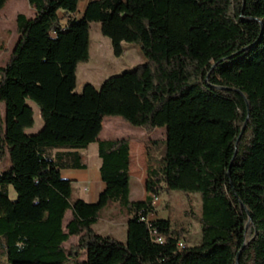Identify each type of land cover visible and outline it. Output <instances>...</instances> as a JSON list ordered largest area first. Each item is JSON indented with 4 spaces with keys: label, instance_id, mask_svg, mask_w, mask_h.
<instances>
[{
    "label": "trees",
    "instance_id": "1",
    "mask_svg": "<svg viewBox=\"0 0 264 264\" xmlns=\"http://www.w3.org/2000/svg\"><path fill=\"white\" fill-rule=\"evenodd\" d=\"M27 2L35 15L16 16L19 40L0 66V159L9 161L0 170V264H264V0H97L79 21L77 0ZM90 21L114 56L134 42L145 60L76 92ZM63 38L66 57L51 55ZM28 101L43 122L35 134L24 131ZM106 116L165 127L160 157L149 151L159 142L145 147L142 200L129 196V140L97 139ZM95 141L104 189L96 202L71 203L60 169H85L78 150ZM164 190L199 195L197 245L155 217ZM110 202L128 215L125 242L92 228ZM150 213L149 224L140 220Z\"/></svg>",
    "mask_w": 264,
    "mask_h": 264
},
{
    "label": "rangeland",
    "instance_id": "2",
    "mask_svg": "<svg viewBox=\"0 0 264 264\" xmlns=\"http://www.w3.org/2000/svg\"><path fill=\"white\" fill-rule=\"evenodd\" d=\"M26 1V0H23ZM18 8V7H17ZM76 21V20H73ZM73 21L68 23L70 26ZM89 24V23H88ZM73 25V24H72ZM90 30L87 33V42L88 38L92 41L96 33L101 37L99 31V23L92 21L90 23ZM64 27V26H63ZM98 31V32H97ZM64 34V33H63ZM61 35V34H60ZM82 37L83 34H82ZM76 38H81L76 36ZM48 40L52 43L58 42L54 38V34L50 33L48 35ZM108 43L109 40L107 39ZM104 54V53H103ZM89 55V54H88ZM87 55V56H88ZM145 58L141 54L137 43L134 42H124L123 43V53L121 56L116 57L111 55H101L98 59L94 60L92 57L88 60V57L81 59L77 63L76 67V92L81 91V87L85 82H90L93 84H100L101 81L105 80L109 76L120 74L124 71L133 69L137 64L144 62ZM110 62V64H108ZM108 66H104V64ZM33 109V124L31 127L26 128L24 131L26 134H35L38 132L42 125V119L40 116L39 108L31 101L27 102ZM3 112V105H1V113ZM103 124H108V131L112 137H125L128 140L130 138H138L144 144V149L148 145L149 141H157L159 144L156 146L152 144L149 147L151 155L156 159L159 158L162 152V145L160 142L163 140L161 129L155 128L153 130H146L141 127H135L124 121L122 118L117 116H106L104 117ZM105 127V126H104ZM107 128V126H106ZM103 135L99 136V139H102ZM130 142V141H129ZM68 149H51L47 151V154L51 157H55L57 152H66ZM78 152L81 155L82 161L86 164L85 170H73V169H60L62 178L68 179L72 183V193L69 198L70 202H74L77 199H82L86 202L93 203L97 201V189L98 184L93 180L94 174L91 172L90 178L88 181H81L82 177L80 175L89 174L95 168L96 164H99V157L97 154V141L92 142L86 149H79ZM68 161V159H66ZM9 165V161L6 157L0 159V170L5 169ZM99 184L102 183L100 177L97 176V181ZM94 191L90 192V187ZM11 189V198L15 197L14 191ZM160 203L156 206V216L159 219H169L172 225L176 228H184L186 231L184 234V243L188 246L197 245L200 242V224H199V211H200V198L198 194H188L179 190H164L158 196ZM132 198H138L136 195H132ZM128 215L113 202L108 203L100 211L96 222L92 225L93 230L101 235L112 236L120 242H125L126 240V231L123 230L124 223L127 220ZM70 218L69 211L65 215L66 222ZM76 237L73 236L70 238L69 242L65 244V249H68L70 243L76 242ZM5 257L1 258L2 262ZM84 254L78 260H83ZM65 264H74V261L68 260Z\"/></svg>",
    "mask_w": 264,
    "mask_h": 264
},
{
    "label": "crops",
    "instance_id": "3",
    "mask_svg": "<svg viewBox=\"0 0 264 264\" xmlns=\"http://www.w3.org/2000/svg\"><path fill=\"white\" fill-rule=\"evenodd\" d=\"M94 1H97V0H77L76 11L71 14V19L76 20V21L81 20L84 17L85 10L88 7V5ZM20 13L24 14L27 18H33L35 15V10L32 6H30L28 4L27 0L26 1H23V0H7L6 3L4 4V6L0 9V66H5V64L9 60L10 54L12 53L16 44L18 43L19 34L16 31V16ZM57 14H58V17H63L64 11L58 10ZM61 21H62L61 24H63V25L67 24V22H68L65 19H62ZM91 22L92 21L88 22L89 23L88 24V30H90V27H91L90 23ZM94 22H96V21H94ZM99 31H100V29H99ZM107 39L101 37L100 35H98V33H96V35L94 36V39L92 41L88 38V42H87V55L89 54L87 56L88 60L91 59L92 57L94 58V60H96L101 55H104V54L109 56V57L111 55H113L110 40L108 39L109 40V43H108ZM65 44H66L65 39L63 38L62 41L56 45L55 49H51L49 51L50 54L55 56V57H58V58L66 57L67 46ZM108 64H110V62H108ZM104 66H108V65L105 63ZM101 82H100V84H101ZM85 83H90V82H85ZM90 84L94 85L95 87H98L100 85V84L96 85L93 83H90ZM104 120L105 119H103V121ZM103 121H102L101 131L97 137L98 140L122 138V137L110 136V133L108 131L109 125L108 124L104 125ZM106 126H107V128H106ZM161 133H162L161 139H164L165 138V130L161 129ZM100 135H103L102 139H99ZM142 140H139L138 138H136V139L130 138L129 139V141H130V146H129V152H130L129 196H130V200H133V201L134 200H142L145 196L144 179H145V170H146L147 161H146L144 144L141 142ZM100 163H101V161L99 158V164H96L95 168L92 171H90L89 174L80 175L82 177L81 181L84 180V181L89 182V180H91V178H90L91 172H93V174L95 173L94 174L95 178L93 180L95 181L96 184H98V187H99L96 190L97 191L96 192L97 198H98V195L104 189V184L103 183L99 184V180L97 181V176L100 177V175H99ZM82 170L88 171L87 168L82 169ZM93 191H94V189L92 186V188L90 187V192L92 193ZM132 195H136L138 198L133 199ZM159 201H160V199H159ZM157 207L155 208V210L157 209ZM155 217L157 218L156 212H155ZM125 225H126V222L124 223L123 230H125Z\"/></svg>",
    "mask_w": 264,
    "mask_h": 264
},
{
    "label": "built area",
    "instance_id": "4",
    "mask_svg": "<svg viewBox=\"0 0 264 264\" xmlns=\"http://www.w3.org/2000/svg\"><path fill=\"white\" fill-rule=\"evenodd\" d=\"M159 204V199H154V208H156V206ZM151 217H152V214L150 213L149 215H146L145 217H140V220H142V221H144V222H146V223H148L149 224V222H150V220H151ZM150 232L152 233V234H156V232H157V230L156 229H151L150 230ZM156 240L158 241V242H161V238H156ZM183 242L182 241H180V242H178V247H183Z\"/></svg>",
    "mask_w": 264,
    "mask_h": 264
},
{
    "label": "water",
    "instance_id": "5",
    "mask_svg": "<svg viewBox=\"0 0 264 264\" xmlns=\"http://www.w3.org/2000/svg\"><path fill=\"white\" fill-rule=\"evenodd\" d=\"M244 128H245V123H244V125H243V127L241 129V133L243 132Z\"/></svg>",
    "mask_w": 264,
    "mask_h": 264
}]
</instances>
